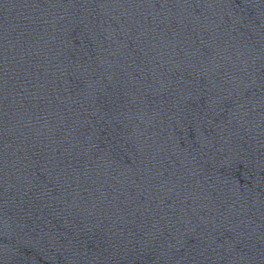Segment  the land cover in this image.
<instances>
[{
	"label": "water",
	"instance_id": "1",
	"mask_svg": "<svg viewBox=\"0 0 264 264\" xmlns=\"http://www.w3.org/2000/svg\"><path fill=\"white\" fill-rule=\"evenodd\" d=\"M0 264H264V0H0Z\"/></svg>",
	"mask_w": 264,
	"mask_h": 264
}]
</instances>
